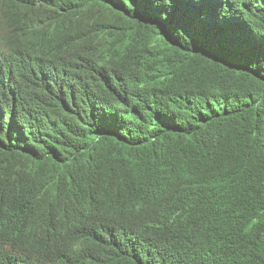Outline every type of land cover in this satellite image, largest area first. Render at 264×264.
<instances>
[{
  "label": "trees",
  "instance_id": "trees-1",
  "mask_svg": "<svg viewBox=\"0 0 264 264\" xmlns=\"http://www.w3.org/2000/svg\"><path fill=\"white\" fill-rule=\"evenodd\" d=\"M236 1L231 13L240 17ZM169 5L161 0L158 11L144 13L131 0H0V210L8 202L23 214L38 249L74 264H113L105 253L77 259L50 239L41 217L73 180L105 191L148 183L170 185L169 207L145 212L168 216L165 252L174 264H264V0L241 18L251 40L228 34L233 21L208 25L220 18L205 16L204 31L230 38L223 46L200 30L162 28ZM73 35L130 42L140 74H152L172 98L171 118L156 130L139 128L104 102L101 83L76 73L70 81L51 41ZM107 42L117 64L124 56ZM108 66L104 78L117 88ZM93 101L109 116L103 130Z\"/></svg>",
  "mask_w": 264,
  "mask_h": 264
},
{
  "label": "clouds",
  "instance_id": "clouds-1",
  "mask_svg": "<svg viewBox=\"0 0 264 264\" xmlns=\"http://www.w3.org/2000/svg\"><path fill=\"white\" fill-rule=\"evenodd\" d=\"M262 1L237 0L236 5L241 11L237 17L231 13L230 0H221L223 7H217L213 12L220 20L207 18L205 21L208 25L233 24L228 34L234 37L246 35L251 40L242 27L241 18L244 12L257 8ZM185 28L192 35L198 33L190 25H185ZM239 31L241 33L236 34ZM108 40L112 49L119 56H124L117 64L111 63L114 62L110 60L114 53L109 51ZM241 40H237L238 46L245 52L249 51L245 45L239 44ZM62 43L70 46L59 47L57 63L60 68L59 62L68 63L74 70L80 67L89 78L97 63L110 65L108 67L116 74L118 87L109 86L105 74L98 79L105 90L95 87L105 94L104 102L129 123L142 129L156 130L164 120L171 118L172 98L154 85L152 74H140L136 67L137 50L130 42L113 43L111 35H108L98 44L96 41L85 42L73 35ZM74 43L77 44L76 50L73 49ZM65 75L69 78L67 73ZM91 105V114L103 130L108 125L109 116L100 113V101H93ZM170 202V185L159 188L145 183L127 189L125 185L118 184L105 191L100 185L73 180L50 199L49 209L41 221L50 239L62 240L80 260L105 253L113 264H174L165 252L169 235L168 216L160 210L145 212L147 206L165 209ZM15 229L18 232L13 237ZM10 245L13 253L8 248ZM19 263L74 264L56 252L38 249L34 232L24 226L23 214L6 202L0 210V264Z\"/></svg>",
  "mask_w": 264,
  "mask_h": 264
},
{
  "label": "snow or ice",
  "instance_id": "snow-or-ice-1",
  "mask_svg": "<svg viewBox=\"0 0 264 264\" xmlns=\"http://www.w3.org/2000/svg\"><path fill=\"white\" fill-rule=\"evenodd\" d=\"M138 12L158 11L161 0H131ZM186 5L188 11L177 13L176 9L181 5ZM166 18L159 21L162 28H180L190 25L194 30H200L204 40L210 43L221 45L230 44L231 40L222 31L206 32L201 28V23L206 15H210L217 7H223L221 0H170ZM207 10V11H204ZM185 30H187L185 28Z\"/></svg>",
  "mask_w": 264,
  "mask_h": 264
},
{
  "label": "bare ground",
  "instance_id": "bare-ground-1",
  "mask_svg": "<svg viewBox=\"0 0 264 264\" xmlns=\"http://www.w3.org/2000/svg\"><path fill=\"white\" fill-rule=\"evenodd\" d=\"M51 42L53 44L52 46H54V47H60V48H62L65 45L70 46L69 43H62V42L61 43H57L54 40H52ZM76 46H77V44L74 43L73 44V49L74 50H76V48H75ZM53 54H56V52H53ZM59 63L61 65V68L63 69L62 73L63 74L64 73H67L68 76H69V80L72 81V82L77 79L76 77L73 76V72H75L78 75V77H80L81 80L88 79L87 81H85L86 83H95V82H97L98 79L103 74V67H102V64H100V63H97L96 64L97 68H96L95 71L89 73V78L86 76V74H84L80 70V67H77V69L74 70L70 65H68V63H64V62H59ZM96 74H98V76L96 78H93L92 79L91 77L94 76V75H96ZM64 79H66V78L64 77ZM129 117H131V116H129Z\"/></svg>",
  "mask_w": 264,
  "mask_h": 264
},
{
  "label": "water",
  "instance_id": "water-1",
  "mask_svg": "<svg viewBox=\"0 0 264 264\" xmlns=\"http://www.w3.org/2000/svg\"><path fill=\"white\" fill-rule=\"evenodd\" d=\"M15 247H16V248H18V247H19V245H15ZM8 248H9L10 252H11V253H13V250H12V247H11V245H10V246H8ZM28 262H30V261H28ZM19 264H20V263H19ZM21 264H22V263H21Z\"/></svg>",
  "mask_w": 264,
  "mask_h": 264
}]
</instances>
